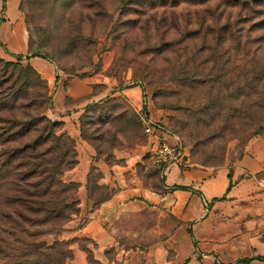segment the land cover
<instances>
[{"label":"rangeland","instance_id":"1","mask_svg":"<svg viewBox=\"0 0 264 264\" xmlns=\"http://www.w3.org/2000/svg\"><path fill=\"white\" fill-rule=\"evenodd\" d=\"M229 1L209 0L201 5L197 0H179L176 7L150 9L148 5L140 8L138 0L126 6L122 0H0V59L30 64L46 82L45 115L62 123V133L75 141L78 166L63 179L68 184H77L75 176L84 179L83 185L77 184L78 201L80 193H85L87 207L96 210L102 205L97 203L102 194L109 193L112 199L123 189L131 190L132 202L143 201L142 192L165 194V180L154 156L157 139L146 132L151 114L180 138L188 155L180 166L183 169L232 164L242 158L255 131L264 138V65L237 80L232 61L222 68L227 58L217 57L221 65L209 62L200 71L201 82L208 73L205 82L222 77L213 90L211 82L196 90L180 84L184 69L192 73L211 60V49L203 39L206 24L213 19L209 7L219 8L222 21L251 19V11L244 6L232 8ZM252 1L237 0V4L257 6ZM191 29L201 31L193 40L187 36ZM243 33L246 36L247 30ZM249 41L264 57V32L251 33ZM223 43L230 51L228 43ZM40 64L47 70L40 69ZM244 86L243 94L239 89ZM211 102L215 105L206 109ZM94 104L101 109L86 114L85 125L88 137L104 151L100 157L81 135V118L87 106ZM196 121L208 128H201V135L192 131ZM92 167L97 171L89 182ZM102 169H109L104 171L107 177ZM96 182L108 191H98ZM156 216L135 213L115 224L126 229L129 235L125 231L122 235L131 244L151 233ZM76 240L72 250L90 244ZM88 262L95 263L94 259Z\"/></svg>","mask_w":264,"mask_h":264},{"label":"trees","instance_id":"2","mask_svg":"<svg viewBox=\"0 0 264 264\" xmlns=\"http://www.w3.org/2000/svg\"><path fill=\"white\" fill-rule=\"evenodd\" d=\"M139 1L140 8L148 5L153 9L167 4L176 7L179 0ZM197 1L201 5L209 2ZM131 2L132 0H122L124 6ZM252 2L260 4L245 6V2L237 4L240 3L237 0L227 3L232 8L244 6V10L251 11L248 16L251 19L241 17L235 22L227 19L222 21L224 15L217 14L219 8L212 10L209 7L213 12V19L206 24L208 33L203 39L206 40L208 49H211V60L199 64V69L195 68L192 73L184 69L180 77L181 86L196 90L211 82L210 90H213L214 82H220L222 77L218 81L211 79L205 82L210 78L208 73L201 82L204 70L201 66L209 62L221 65L219 58H227L221 65L222 68L232 61L237 80L264 65L261 49L254 50L249 41L251 33L264 32V0ZM246 30L244 36L243 32ZM200 33L199 30L191 29L187 36L193 40ZM208 40L213 43H207ZM223 42L228 43L230 51L225 50L226 45ZM188 58L186 55V64ZM9 83H12L11 87L7 86ZM242 90L244 94L245 86L239 89L241 92ZM47 102V84L30 64L23 66L21 61L14 64L0 59V264H68L74 258L72 246L77 240L67 241L62 238L74 231L69 226L80 215L78 185L68 184L63 178L77 167V151L75 141L62 133L63 124L46 117ZM214 105L215 102L208 103L206 109L209 110ZM100 109L98 104L87 106L85 116L80 121L83 140L94 148L98 157L103 156L104 151L88 137L85 119L86 114ZM199 122L193 123L196 129L193 128L192 131L199 132L197 135L204 133L200 131L201 128L208 129ZM210 123L211 120L207 124ZM258 132H254L253 138L261 136ZM96 171L92 167L89 182L90 176ZM259 177H264V173ZM231 187L232 185L228 191ZM96 189L101 192L108 191L105 186H98ZM175 190L186 188L175 187ZM99 198L97 203L103 204L111 199V195L106 193ZM85 222H80V226ZM49 237L53 240H47ZM251 261L246 259L241 264H249Z\"/></svg>","mask_w":264,"mask_h":264},{"label":"crops","instance_id":"3","mask_svg":"<svg viewBox=\"0 0 264 264\" xmlns=\"http://www.w3.org/2000/svg\"><path fill=\"white\" fill-rule=\"evenodd\" d=\"M40 69L47 70V66L40 64ZM150 118L156 117L151 114ZM108 170L102 169L106 177ZM262 173L264 138L258 136L232 164L220 168L171 166L162 174L166 192L161 196L142 192L143 201L132 202L131 190L123 189L92 210L84 200L85 193H80V215L69 226L74 231L62 239H83L90 244L85 249L73 248L72 264H89L88 259H94V264H241L246 259L252 260L249 264H264ZM73 182L83 185L84 179L75 176ZM142 212L157 215L155 226L146 235L148 239L144 236L128 244L122 235L126 229L116 225V220L125 221ZM83 219L86 222L80 226Z\"/></svg>","mask_w":264,"mask_h":264},{"label":"built area","instance_id":"4","mask_svg":"<svg viewBox=\"0 0 264 264\" xmlns=\"http://www.w3.org/2000/svg\"><path fill=\"white\" fill-rule=\"evenodd\" d=\"M146 132L157 139L154 156L156 165L161 170L162 174L171 166L180 167L185 161H188V155L186 154V150L180 138L172 134L158 122L153 119H147ZM160 136H166L169 139H173L175 143L171 144ZM205 208H207V206Z\"/></svg>","mask_w":264,"mask_h":264}]
</instances>
